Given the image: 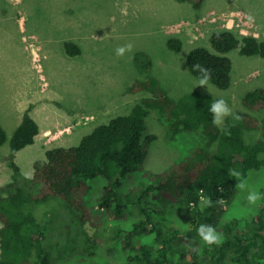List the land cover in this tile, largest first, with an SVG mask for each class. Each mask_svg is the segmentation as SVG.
Masks as SVG:
<instances>
[{
    "label": "trees",
    "instance_id": "obj_1",
    "mask_svg": "<svg viewBox=\"0 0 264 264\" xmlns=\"http://www.w3.org/2000/svg\"><path fill=\"white\" fill-rule=\"evenodd\" d=\"M176 1L190 3L195 10L205 2ZM210 42L215 53L201 46L189 52L188 71L200 79L193 65L208 68L209 81L221 90L232 84L233 63L226 54L239 49L243 56L264 58V37L221 28L211 34ZM183 44L182 36L167 40L174 52L181 51ZM65 49L69 56L81 53L73 42H66ZM135 62L145 71L153 66L143 52L135 56ZM131 91L144 97L130 114L96 126L77 146L48 150L46 161L35 163L34 176L21 180L16 154L33 145L40 134L37 121L26 111L9 142L10 167L16 180L20 179L8 196L0 192V264H53L45 246L49 223L39 219L37 210L54 199L68 203L80 223H90L97 230L99 242L88 248L106 243L118 253L116 264H264V187L255 210L239 209L237 203L224 210L238 196L239 181L264 170V119L260 123L243 113L242 123L228 119L214 126L209 112L215 102L211 95L192 91L174 100L156 77L135 81ZM243 105L252 111L263 110L264 88L248 92ZM152 110L166 125L171 142L180 147L189 144L180 161L158 174L143 168L157 139L144 136ZM259 124L262 138L251 143L244 131L256 130ZM7 139L0 123V147ZM229 170L239 172V178ZM134 176H140L139 181L128 187ZM101 181V193L89 201ZM201 194L211 198V207H204ZM174 208L184 215L176 226L169 210ZM201 224L213 226L222 242L204 245L196 231ZM82 262L71 257L61 264Z\"/></svg>",
    "mask_w": 264,
    "mask_h": 264
},
{
    "label": "rangeland",
    "instance_id": "obj_2",
    "mask_svg": "<svg viewBox=\"0 0 264 264\" xmlns=\"http://www.w3.org/2000/svg\"><path fill=\"white\" fill-rule=\"evenodd\" d=\"M227 23L240 34L264 37V0H205L200 10L176 0H0V123L8 137L0 147L2 195L8 196L20 179L16 180L10 167L9 142L17 127L19 109L24 106L35 116L42 132L34 145L16 154L21 180L34 176L35 163L45 162L48 150L77 146L96 126L130 114L144 97L143 93H133L131 86L149 77L159 79L174 100L192 91L209 94L215 101L226 100L240 119L230 116L224 124L228 119L242 123L243 113L261 123L264 109L245 108L243 98L250 91L264 88V58L243 56L239 49L226 54L233 63L232 84L227 90L210 81L199 86V79L188 71L189 52L201 46L215 53L211 34ZM18 24L23 25L21 30ZM172 36L183 37L181 51L168 48L167 40ZM66 42L75 43L81 53L69 56ZM127 44L132 45V51L117 56L116 49ZM142 52L152 59L150 71L135 62V56ZM146 124L144 136L155 135L157 139L143 168L157 174L167 171L183 158L189 144L180 147L171 142L155 110ZM244 132L251 143L260 140L263 133L261 124L256 130ZM139 179L134 176L127 186H135ZM239 182L245 183V188L239 189L237 198L224 210L236 203L239 209L255 210L247 196L249 191L259 193L264 187V170ZM101 185L102 181L96 183L89 201L101 193ZM169 210L173 226L183 222L179 208ZM37 215L49 223L45 246L53 264L71 257H79L83 264H95L93 259L116 264L118 253L106 243L88 248L99 242L97 230L90 223H80L68 203L51 200L37 210ZM92 251L95 255L91 256Z\"/></svg>",
    "mask_w": 264,
    "mask_h": 264
},
{
    "label": "clouds",
    "instance_id": "obj_3",
    "mask_svg": "<svg viewBox=\"0 0 264 264\" xmlns=\"http://www.w3.org/2000/svg\"><path fill=\"white\" fill-rule=\"evenodd\" d=\"M132 51V45L127 44L119 46L116 49L117 56H123L126 52ZM193 69L201 74L199 79V86H206L211 79V72L208 68L201 66L200 64L193 65ZM209 112L212 115V123L214 126L220 127L224 124L227 117H233L234 119H240L239 116H234L232 109L228 106V103L224 99H217L209 108ZM229 174L233 177L239 178L240 173L235 170H229ZM245 183L241 182L239 187L241 189L245 188ZM201 199L203 201L204 207H211V198L203 196L201 194ZM261 199V195L256 191H249L247 196V201L250 205L255 206L257 202ZM197 235L204 245H218L222 242V235L216 231V229L211 225L201 224L197 228ZM195 250V249H193Z\"/></svg>",
    "mask_w": 264,
    "mask_h": 264
},
{
    "label": "crops",
    "instance_id": "obj_4",
    "mask_svg": "<svg viewBox=\"0 0 264 264\" xmlns=\"http://www.w3.org/2000/svg\"><path fill=\"white\" fill-rule=\"evenodd\" d=\"M202 9H203V6H202ZM19 26V29L21 30L22 29V24H18ZM32 78V77H31ZM37 92V91H36ZM28 109H26V106H24V107H22L21 109H19V113H18V119H17V127L20 125V123L22 122V119H23V116H24V114L26 113V111H27ZM33 116V118H35V116L34 115H32ZM38 123V122H37ZM39 124V123H38ZM16 127V128H17ZM41 132H42V130H41V128H40V134H41ZM40 134L38 135V137L40 136ZM36 141V140H35ZM36 143V142H35ZM34 143V144H35ZM33 144V145H34Z\"/></svg>",
    "mask_w": 264,
    "mask_h": 264
},
{
    "label": "built area",
    "instance_id": "obj_5",
    "mask_svg": "<svg viewBox=\"0 0 264 264\" xmlns=\"http://www.w3.org/2000/svg\"><path fill=\"white\" fill-rule=\"evenodd\" d=\"M224 28H227V29H231L232 27L230 26V24H225V27ZM233 30V29H232ZM241 34H243V33H241ZM243 35H245V34H243ZM256 37V36H255Z\"/></svg>",
    "mask_w": 264,
    "mask_h": 264
}]
</instances>
